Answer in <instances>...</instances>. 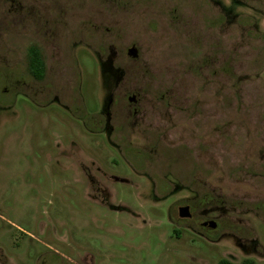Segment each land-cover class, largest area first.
Instances as JSON below:
<instances>
[{"label":"rangeland","instance_id":"obj_1","mask_svg":"<svg viewBox=\"0 0 264 264\" xmlns=\"http://www.w3.org/2000/svg\"><path fill=\"white\" fill-rule=\"evenodd\" d=\"M221 257L264 264V0H0V264Z\"/></svg>","mask_w":264,"mask_h":264},{"label":"trees","instance_id":"obj_2","mask_svg":"<svg viewBox=\"0 0 264 264\" xmlns=\"http://www.w3.org/2000/svg\"><path fill=\"white\" fill-rule=\"evenodd\" d=\"M26 69L30 77L36 81H41L45 75V63L42 53L35 45H30L26 52ZM204 195V196H203ZM202 200L210 201L209 194H203ZM215 264H255L250 258H243L239 262H233L225 257L219 258Z\"/></svg>","mask_w":264,"mask_h":264},{"label":"water","instance_id":"obj_3","mask_svg":"<svg viewBox=\"0 0 264 264\" xmlns=\"http://www.w3.org/2000/svg\"><path fill=\"white\" fill-rule=\"evenodd\" d=\"M126 54L132 58L136 57V49L133 45H131L130 47H128L126 49ZM128 101H132L133 100V96H128L127 98ZM177 216L179 218H188L190 217V212H189V206L188 205H182V206H178L177 207ZM203 225H207L210 228H214L216 223L215 221L209 219L206 220L202 223Z\"/></svg>","mask_w":264,"mask_h":264},{"label":"flooded vegetation","instance_id":"obj_4","mask_svg":"<svg viewBox=\"0 0 264 264\" xmlns=\"http://www.w3.org/2000/svg\"><path fill=\"white\" fill-rule=\"evenodd\" d=\"M182 205H188V206H189V212L193 209L192 204H190V203H185V204H182ZM182 205H179V206H182ZM190 215H191V212H190ZM204 221H206V220H204ZM204 221H203V222H204ZM203 222H200V226L205 227V228H208L207 225H203V224H202ZM209 228H210V227H209Z\"/></svg>","mask_w":264,"mask_h":264}]
</instances>
